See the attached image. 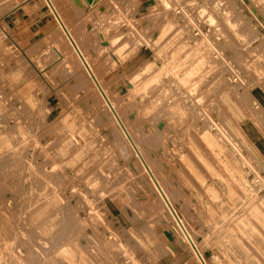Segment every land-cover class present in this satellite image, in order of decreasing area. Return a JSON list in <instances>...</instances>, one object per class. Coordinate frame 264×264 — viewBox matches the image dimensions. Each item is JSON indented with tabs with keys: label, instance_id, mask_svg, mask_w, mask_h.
Wrapping results in <instances>:
<instances>
[{
	"label": "rangeland",
	"instance_id": "1",
	"mask_svg": "<svg viewBox=\"0 0 264 264\" xmlns=\"http://www.w3.org/2000/svg\"><path fill=\"white\" fill-rule=\"evenodd\" d=\"M126 1L64 25L208 263L264 264V0ZM59 23L0 0V264H198Z\"/></svg>",
	"mask_w": 264,
	"mask_h": 264
},
{
	"label": "bare ground",
	"instance_id": "2",
	"mask_svg": "<svg viewBox=\"0 0 264 264\" xmlns=\"http://www.w3.org/2000/svg\"><path fill=\"white\" fill-rule=\"evenodd\" d=\"M45 2H46V4L48 5V7L50 8V10H51V12L53 13L54 17L58 20V22H60V23H59L60 26H62L61 22H62L63 25H64V22H63V20H62L60 14H59V11H58L57 8L55 7L53 1H52V0H49L51 6H53V8L55 9V11H56L58 17L56 16L55 12L53 11V9L51 8V6L49 5L48 0H45ZM64 27L66 28V30H67V32L69 33L70 37L67 35V32L65 31V29L63 28V26H62L61 28H63L64 33H66V35H67L66 37L69 38V39H68V40H70L69 43H70V45H71L73 51H74V52L76 53V55L78 56V59H79V61H80V64H81L82 67L84 68L85 72L87 73L88 77H89L90 80H91L92 85L95 87V89L97 90V92H98V94L100 95V97H102V99H103L104 103L106 104V106H107L109 112L111 113V115H112L114 121L117 123V125H118V127H119V129H120V131H121V133H122V136H124V139L127 140L128 145L130 146V148L132 149V151H134V154H135V156L137 157V159H138V161H139V164L142 166L143 170H144L145 173L147 174V176H148V178H149V180H150V182H151V184H152V186H153V188H154L156 194H157L158 197L160 198V201L163 203V205H164V207H165V209H166V212L169 214V218L171 219V220L169 219L170 222L172 221V223L175 225V227H176V228H175V231L177 230L178 234L180 235L181 242L183 241V243H185L186 246L190 249V251L192 252L193 256L195 257L197 263H198V264H202L201 261L199 260V258L197 257V255H196V253H195L193 247L191 246V243H190V241H189V238H190V240L193 242V244H194L195 247L197 248L198 252H199L200 255L202 256L203 260L205 261V264H209L208 261H207V259H206L205 256H204L203 252L201 251V249H200L198 243L196 242L195 238L193 237V235L191 234V232H190L189 229L187 228V226H186V224H185L183 218L180 216V214H179V212H178V209H177V204H174V203H173V200H172L171 196L169 195V193H168V191H167V189H166V186H164V184L162 183V181H161V179H160V176L157 175V171H158V170H156V169H155V166L153 167V165L151 164V162L148 160V158L146 157V154L144 153L143 149L140 147L139 142H137V140L135 139L134 135L131 133L129 127L127 126V124H126L125 121L122 119V117H121V115L119 114V112L117 111V108H116L115 104L113 103V101H112L111 98L109 97V95H108V93H107L105 87L103 86L102 81L99 79V77H98L97 73L95 72L93 66H92L91 63L89 62V59H88L87 56L83 53V51L81 50V48L79 47V45L75 42V40H74V38H73V36H72V34H71L70 29H68L65 25H64ZM77 49L79 50L80 54H79V52L77 51ZM83 59H84V61L86 62L87 67L90 69L91 73L93 74V76L95 77V79L97 80V82L99 83V85L101 86V88H102L104 94L106 95L107 99H108L109 102H110L111 107L113 108V110L115 111V113L117 114L118 117L114 114L113 110L110 108V106L108 105L107 101L105 100V97H104L103 93H102L101 90L97 87V85H96V83H95V80H94V78L92 77V75H91L89 69L86 67V65H85V63H84V61H83ZM129 115H130V114H129ZM131 117H132V116H131ZM133 117H134V116H133ZM119 120H120V121H119ZM120 123L122 124V126H121ZM154 124H155V123H154ZM147 125H149V124H147ZM147 125H146V126H147ZM170 125H171V124H170ZM170 125H169V126H170ZM169 126H168V127H169ZM148 127H149V126H148ZM151 127H152V126H151ZM161 127H162V126H161ZM212 127H213V126H212ZM215 127H216V126H215ZM143 128H144V127H143ZM188 129H189V128H188ZM217 130H218V128H217ZM167 131H168V130H167ZM220 131H221V130H220ZM142 132H143V130H142ZM147 132H148V131H147ZM143 133H145V132H143ZM142 136H143V135H142ZM207 136H208V134H207ZM223 136H224V134H223ZM144 137H145V136H144ZM146 138H147V136H146ZM208 138H209V140L211 139L212 143H213V140L216 141L215 144H217V145H215V146H218V141H217V139H216L214 136L209 135ZM144 139H145V138H144ZM160 139H161V137H160ZM160 139H159V140H160ZM146 140H147V139H146ZM167 141H168V140H167ZM142 142H143V141H142ZM210 144H211V143H210ZM220 145H221V144H220ZM176 146H180V145H176ZM218 147L220 148V146H218ZM153 148H154V147H153ZM220 149H221V148H220ZM220 149H219V150H220ZM222 149H223V148H222ZM222 149H221V150H222ZM222 152H223V150H222ZM225 152H227V150H226ZM158 153H159V152H158ZM160 154H161V153H160ZM158 155H159V154H157V156H158ZM221 155H222V154H221ZM224 155H225V153H224ZM159 157H160V155H159ZM225 157H226V156H225ZM229 159H230V158H229ZM234 159H235V158H234ZM154 160H155V159H154ZM174 160H175V159H174ZM225 160H226V159H225ZM232 160H233V159H232ZM177 161H178V160H177ZM233 162H234V161H233ZM237 162H239V161H237ZM235 163H236V162H235ZM160 166H161V168H163V170L167 168V165H166L165 163H164V165H163L162 162L160 163ZM147 167H148V169L150 170V172L148 171ZM170 170H171V169H170ZM170 170H169V171H170ZM189 171H190V169H189ZM165 172H166V170H165ZM169 173H170V172H169ZM172 174H173V173H172ZM151 175H152L153 177H151ZM175 177H176V176H175ZM152 178H154V180H155L156 183L158 184V187L160 188L161 191L159 190V188L157 187V184H155V182H154V180H153ZM173 178H174V176H173ZM169 185H170V184H169ZM176 190H177V189H176ZM184 193H185V192H184ZM173 210H174V212H175L174 214H173ZM175 214H176V216L178 217L180 224L183 225V227H184V229H185V231H186L188 237L184 234L183 230L181 229V227H180V225H179V223H178V221H177V219H176ZM229 222H230V221H229ZM249 222H250V221H249ZM209 228H210V227H209ZM218 233H219V232H218ZM214 234H215V233H214ZM226 235H227V234H226ZM206 238H208V235H206ZM178 239H179V238H178ZM237 240H238V239H237ZM208 241H209V239H208ZM208 241H207V243H208ZM211 241H212V240H211ZM181 242H180V243H181ZM240 242H241V241H240ZM247 242H248V240H247ZM183 243H182V244H183ZM216 243H217V242H216ZM211 245H212V244H211ZM222 245H223V244H222ZM212 246H213V245H212ZM214 246H216V245H214ZM222 247H223V246H222ZM212 250L214 251V252H213V253H214V256H213V257H215V259L221 261L220 263H223L224 261H222V260H223L222 254H221L220 252H218L217 249L215 250V248H212ZM253 256H254V254H253ZM243 263H244V262H243ZM224 264H226V263H224Z\"/></svg>",
	"mask_w": 264,
	"mask_h": 264
},
{
	"label": "crops",
	"instance_id": "3",
	"mask_svg": "<svg viewBox=\"0 0 264 264\" xmlns=\"http://www.w3.org/2000/svg\"><path fill=\"white\" fill-rule=\"evenodd\" d=\"M59 2L61 3V6H62L64 22L68 25V27H70L71 31H73L75 34L76 33L78 34V39L80 41V44H83L85 42V39L83 36L86 32L91 33V32L96 30V26H97L96 22H94L90 16L91 15L95 16L97 13L98 14H105L109 9V5H108L109 3L107 2V0H99L96 3V5L90 9L88 7L89 5H87L85 0H83V2H85L84 3L85 6L80 5L79 8L74 7L73 1H71V0H59ZM126 2H128V1L122 0V4L124 6H125ZM69 8L70 9L73 8V9H75V11H71ZM123 8H120V10H118V11H117V9L115 11H113L114 9L110 10V12H108L107 14H109V16L114 14L116 16H120V18L122 17V15L120 13L125 14L127 17H132L134 15L133 13H129L130 10L127 11L126 9H123ZM16 9H17L15 11L16 13H14V16H13L14 21H17L19 23H24L26 21H29L28 19L30 18V15L32 16V14H29L22 7H20V8L17 7ZM145 14L148 15V12H146ZM25 16H27V17H25ZM137 16L140 17L139 14H137ZM23 19H25V20H23ZM121 20H123V19L121 18ZM6 25H7L8 29L10 30V32H12V33L18 32V26L17 25L12 26L9 23H6ZM32 26H33V24H29V26H28V30L30 32L33 31ZM28 36L29 37H28V39H26V41L27 40L31 41L33 36H31V35H28ZM100 40H101V37H100ZM102 42L103 41L101 40L99 43L101 44ZM100 68H101V66H100Z\"/></svg>",
	"mask_w": 264,
	"mask_h": 264
},
{
	"label": "water",
	"instance_id": "4",
	"mask_svg": "<svg viewBox=\"0 0 264 264\" xmlns=\"http://www.w3.org/2000/svg\"><path fill=\"white\" fill-rule=\"evenodd\" d=\"M88 2H91L92 0H87ZM48 3H49V5L51 6V4H50V2H49V0H48ZM51 8L53 9V11L55 12V14H56V16L58 17V15H57V13H56V11H55V9L53 8V6H51ZM61 24H62V26H63V28L65 29V31L67 32V30H66V28L64 27V25H63V23L61 22ZM67 35L70 37V35H69V33L67 32ZM77 51L79 52V50L77 49ZM79 54H80V52H79ZM83 61H84V59H83ZM84 63H85V65H86V67H87V64H86V62L84 61ZM88 68V67H87ZM89 69V68H88ZM89 71H90V69H89ZM90 73H91V71H90ZM91 75H92V77L94 78V80H95V83H96V85H97V87L101 90V92L103 93V95H104V97H105V100L107 101V103H108V105L110 106V108L113 110V108L111 107V105H110V102H109V100L107 99V97H106V95L104 94V92H103V90H102V88H101V86L99 85V83L97 82V80L95 79V77L93 76V74L91 73ZM113 112H114V114L117 116V114L115 113V111L113 110ZM118 117V116H117ZM120 121V120H119ZM121 124V123H120ZM121 126H122V124H121ZM147 169H148V167H147ZM148 171L150 172V170L148 169ZM151 177H153L152 175H151ZM153 180H154V178H152ZM154 182H155V184H157L156 183V181L154 180ZM157 187H158V184H157ZM159 188V187H158ZM159 190H160V188H159ZM161 191V190H160ZM175 212H174V210H173V214H174ZM175 216H176V214H175ZM176 219H177V221H178V223H179V225H180V227H181V229L183 230V232H184V234L188 237V235H187V233H186V231H185V229H184V227H183V225L182 224H180V222H179V219H178V217L176 216ZM189 241H190V243H191V246L193 247V249H194V251H195V253H196V255H197V257L199 258V260L201 261V263L202 264H205V261L203 260V258H202V256L200 255V253L198 252V250H197V248L195 247V245L193 244V242L190 240V238H189Z\"/></svg>",
	"mask_w": 264,
	"mask_h": 264
}]
</instances>
